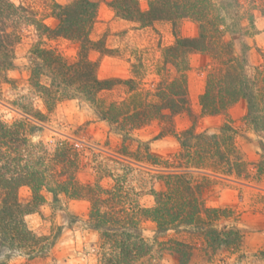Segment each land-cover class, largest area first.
I'll list each match as a JSON object with an SVG mask.
<instances>
[{
    "label": "trees",
    "instance_id": "1",
    "mask_svg": "<svg viewBox=\"0 0 264 264\" xmlns=\"http://www.w3.org/2000/svg\"><path fill=\"white\" fill-rule=\"evenodd\" d=\"M98 5L95 0H72L65 5L53 1L52 13L59 23L50 28L34 13L25 15L28 7L0 0L1 74L16 67V46L23 36L18 21L22 18L49 39L62 36L80 42L77 60L66 58L45 40L34 43L28 57L29 84L42 100L43 109L18 103L23 114L20 119L8 123L0 116V264H8L1 259L6 248L21 250L30 257L50 248V237L36 234L24 218L46 202L45 192L55 200L64 194L89 201L87 224L99 232L98 264H162L165 252L174 255L179 264H189L196 250L206 254H216L220 249L236 252L240 231L236 225L224 222L234 211L207 206L204 193L218 179L261 178L264 154L256 164L259 175H253L252 164L244 159L235 141L236 129L230 119L215 131H199L195 125L179 131L175 117L187 112L198 118L191 107L187 72L190 55L201 52L211 58L205 89L199 97L202 113L227 115L234 104L245 99L249 106L247 120L260 129L259 120L264 119V63L251 65L247 55L250 47L238 50L234 41L226 40L227 33L234 32L225 17L229 15L228 5L220 7L215 0H150L149 10L143 11L140 0H112L109 5L117 16L142 27L157 20L171 22L176 39L153 62L151 72L155 75L149 85L144 80L152 68L143 57L132 63L130 77L100 78L97 63L88 55L91 49L108 51L104 41L90 37ZM185 18L197 23V36L180 34V23ZM242 20L243 16L239 23ZM237 26L240 29V24ZM4 79L8 81L6 75ZM115 89L121 93L107 97L106 93ZM72 98L86 102L96 117L106 122L109 131L122 138L121 147L110 149L103 159V153L94 154V182L78 178L83 154L72 143L59 140L53 147L33 139L41 129L39 123L45 122L59 103ZM154 122L160 126L157 137L175 135L179 142L178 151L170 157L153 154L149 141L133 137L136 130ZM128 140L138 143L134 150ZM259 143L264 151V141ZM146 165L154 168L155 180L162 183V188H152L154 205L149 207L140 201L144 187L134 181L136 172H145L139 166ZM105 178L111 180L107 186L102 182ZM24 185L32 192L27 203H22L18 194ZM146 220L156 224L152 239L143 233ZM169 231L189 233L192 240H159Z\"/></svg>",
    "mask_w": 264,
    "mask_h": 264
},
{
    "label": "rangeland",
    "instance_id": "2",
    "mask_svg": "<svg viewBox=\"0 0 264 264\" xmlns=\"http://www.w3.org/2000/svg\"><path fill=\"white\" fill-rule=\"evenodd\" d=\"M16 6L24 5L29 12L25 15L35 14L40 22L46 23L50 28H56L58 18L52 13L53 1L60 4H69L72 0H11ZM98 2L97 21L94 24L90 37L93 40H102L108 51L91 49L89 58L98 65L100 78L130 77L132 76V63L143 57L152 68L144 82H149L155 75L153 62L159 60L162 50L175 42V34L171 22L157 20L151 25L141 26L138 22L130 21L116 15L109 5L112 0H95ZM219 6L228 5L230 11L226 14L227 23L232 24L234 32H228L226 40L234 41L235 48L247 50L251 65L264 63V0H215ZM150 0H140L141 9L149 10ZM239 5V6H237ZM223 12V11H222ZM224 14V13H223ZM231 14V15H230ZM243 16L239 23L238 19ZM252 20V21H251ZM11 22V20H9ZM21 23L22 39L16 46L15 68L0 73V116L8 123L22 117L17 104L28 105L34 110L43 109V103L33 92L29 84V49L34 43L45 40L48 45L57 49L70 60L79 58L80 42L58 36L49 39L40 33L34 24L24 21ZM237 23L240 24L238 29ZM11 28H9V31ZM198 25L189 18L181 21L179 32L184 37L198 35ZM236 30V31H235ZM249 32V34L247 33ZM211 58L208 54L196 52L189 58L190 70L187 72L188 88L191 107L198 115L192 118L187 112L177 114L175 124L177 130L196 126L199 131H215L227 119L232 121L236 129L235 141L241 150L244 159L252 165V174H258V166L264 151L260 141H264V119L259 120L257 130L255 122L247 120L249 113L248 102L239 100L228 111V114L205 115L199 102L206 84V68ZM7 76L8 81L4 79ZM121 93L117 89L108 91L107 97H116ZM260 113V112H259ZM263 116H264V112ZM39 123V122H38ZM41 129L33 137L35 141L43 140L50 146H55L59 140H67L82 152L83 164L78 172L82 182L96 180L94 169V154L103 153L100 159L108 155L110 149H118L122 145V138L111 133L106 122L98 119L93 109L78 98L66 99L58 104L45 122L39 123ZM160 132L159 123L136 130L135 139L149 141L150 151L164 158L172 156L179 149V142L175 135L157 137ZM108 143V144H107ZM131 149L138 145L136 141L127 142ZM78 144V145H77ZM88 163V164H86ZM138 167V166H137ZM144 173L136 172L134 178L138 186L144 187V194L140 201L144 206L154 205L152 188H162V183L155 180V170L152 166L140 167ZM144 174V175H143ZM259 175V174H258ZM154 178V179H153ZM104 185L111 182L110 178L102 180ZM19 198L22 203L31 199L30 187L24 185L19 188ZM46 202L36 211L25 215L28 227L38 235L50 237L52 243L44 254L30 257L17 249H3L1 259L8 264L14 259L23 257L19 264H69L70 259H79L81 256L94 257V261L85 259L83 264H98L101 257L99 232L87 224L90 203L86 199H72L60 194L55 200L50 192H45ZM204 199L209 207H224L232 209L234 214L224 221L229 225H236L240 231V247L234 253L220 249L216 254L196 250L189 264H264V174L261 178L253 176L246 181L236 179H218L205 190ZM31 225V226H30ZM143 233L152 239L155 236L156 224L152 220L143 222ZM95 235L96 239L91 237ZM170 237H185L192 240L189 233L176 234L169 231L160 235L159 240ZM194 240V239H193ZM162 264H179L178 260L169 252H165L161 259Z\"/></svg>",
    "mask_w": 264,
    "mask_h": 264
},
{
    "label": "clouds",
    "instance_id": "3",
    "mask_svg": "<svg viewBox=\"0 0 264 264\" xmlns=\"http://www.w3.org/2000/svg\"><path fill=\"white\" fill-rule=\"evenodd\" d=\"M38 138H39V137H33L34 140H35V139H38ZM30 226H31V225H30ZM91 239L95 240V239H96V236L93 235V236L91 237ZM22 259H23V257H20V258H18V259H14V260L11 262V264H19V262L22 261ZM85 259H88V260H90V261H94L95 258H94V257H87V258H85V257L81 256L79 259H76V258L70 259L69 264H83V261H84Z\"/></svg>",
    "mask_w": 264,
    "mask_h": 264
},
{
    "label": "built area",
    "instance_id": "4",
    "mask_svg": "<svg viewBox=\"0 0 264 264\" xmlns=\"http://www.w3.org/2000/svg\"><path fill=\"white\" fill-rule=\"evenodd\" d=\"M78 145V144H77Z\"/></svg>",
    "mask_w": 264,
    "mask_h": 264
}]
</instances>
